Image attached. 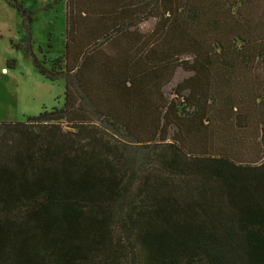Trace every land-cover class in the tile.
I'll list each match as a JSON object with an SVG mask.
<instances>
[{
	"label": "trees",
	"instance_id": "trees-1",
	"mask_svg": "<svg viewBox=\"0 0 264 264\" xmlns=\"http://www.w3.org/2000/svg\"><path fill=\"white\" fill-rule=\"evenodd\" d=\"M64 35L62 108L0 121V264H264V0H65Z\"/></svg>",
	"mask_w": 264,
	"mask_h": 264
},
{
	"label": "rangeland",
	"instance_id": "rangeland-1",
	"mask_svg": "<svg viewBox=\"0 0 264 264\" xmlns=\"http://www.w3.org/2000/svg\"><path fill=\"white\" fill-rule=\"evenodd\" d=\"M19 1L32 12L30 30L22 14L0 0V121H24L64 101L65 78H45L35 61L51 67L63 57L65 0Z\"/></svg>",
	"mask_w": 264,
	"mask_h": 264
}]
</instances>
